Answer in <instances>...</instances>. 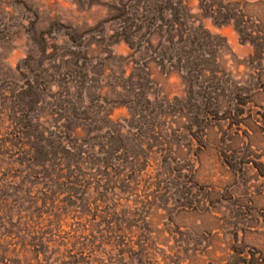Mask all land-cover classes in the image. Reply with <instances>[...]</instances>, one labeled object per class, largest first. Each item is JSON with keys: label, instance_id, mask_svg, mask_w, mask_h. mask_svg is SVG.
I'll return each instance as SVG.
<instances>
[{"label": "rangeland", "instance_id": "obj_1", "mask_svg": "<svg viewBox=\"0 0 264 264\" xmlns=\"http://www.w3.org/2000/svg\"><path fill=\"white\" fill-rule=\"evenodd\" d=\"M10 241L0 264H264V0H0Z\"/></svg>", "mask_w": 264, "mask_h": 264}, {"label": "trees", "instance_id": "obj_2", "mask_svg": "<svg viewBox=\"0 0 264 264\" xmlns=\"http://www.w3.org/2000/svg\"><path fill=\"white\" fill-rule=\"evenodd\" d=\"M4 245V246H3ZM11 246V241L10 242H8V243H3L2 245H1V247H0V250H2V249H4V251H6V249H7V246Z\"/></svg>", "mask_w": 264, "mask_h": 264}]
</instances>
